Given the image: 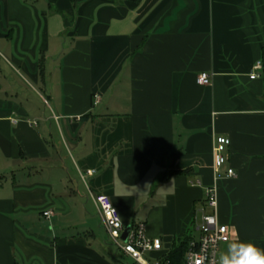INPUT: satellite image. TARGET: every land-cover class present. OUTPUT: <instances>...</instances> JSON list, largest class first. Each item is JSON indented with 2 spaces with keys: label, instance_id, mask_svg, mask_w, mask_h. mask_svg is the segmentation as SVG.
I'll list each match as a JSON object with an SVG mask.
<instances>
[{
  "label": "crops",
  "instance_id": "0c3cea01",
  "mask_svg": "<svg viewBox=\"0 0 264 264\" xmlns=\"http://www.w3.org/2000/svg\"><path fill=\"white\" fill-rule=\"evenodd\" d=\"M263 48L264 0H0V264H131L99 193L152 261L199 237L208 187L228 242L264 247Z\"/></svg>",
  "mask_w": 264,
  "mask_h": 264
},
{
  "label": "built area",
  "instance_id": "2783aa9c",
  "mask_svg": "<svg viewBox=\"0 0 264 264\" xmlns=\"http://www.w3.org/2000/svg\"><path fill=\"white\" fill-rule=\"evenodd\" d=\"M262 69L261 62H257L250 74L251 78L259 77L258 73ZM209 72H201L197 81L207 85L211 82ZM230 145V138L217 136L213 149L214 171L217 176L225 165L227 157L226 150ZM228 176H234V170H226ZM88 174H94V170H88ZM100 216L101 222L110 240L128 256L131 264H172L169 261H152L147 257L148 252L159 251L162 248L160 238H150L145 231L144 223H137L130 227L127 239H122L125 230L118 209L114 206L111 198L104 194L91 195ZM218 199L215 187H208L205 192L204 206L199 210L200 217L196 219V230L199 237L189 242L184 261L182 264H217L219 249L222 243L228 242L232 238V231L227 224L221 223L217 215ZM52 210L43 212L44 216L49 217Z\"/></svg>",
  "mask_w": 264,
  "mask_h": 264
},
{
  "label": "clouds",
  "instance_id": "9594fccd",
  "mask_svg": "<svg viewBox=\"0 0 264 264\" xmlns=\"http://www.w3.org/2000/svg\"><path fill=\"white\" fill-rule=\"evenodd\" d=\"M217 264H264V247L248 240L228 242L217 257Z\"/></svg>",
  "mask_w": 264,
  "mask_h": 264
},
{
  "label": "trees",
  "instance_id": "16d2710c",
  "mask_svg": "<svg viewBox=\"0 0 264 264\" xmlns=\"http://www.w3.org/2000/svg\"><path fill=\"white\" fill-rule=\"evenodd\" d=\"M261 64H262V69H261V76L264 81V48H263V53H262V58H261ZM42 65H41V72L42 71ZM195 239L194 237L190 235H185L184 237L180 238L177 244H174L172 251L168 256H165L161 261H169L172 264H182L184 261V257L189 245V242L191 240Z\"/></svg>",
  "mask_w": 264,
  "mask_h": 264
},
{
  "label": "rangeland",
  "instance_id": "374dc122",
  "mask_svg": "<svg viewBox=\"0 0 264 264\" xmlns=\"http://www.w3.org/2000/svg\"><path fill=\"white\" fill-rule=\"evenodd\" d=\"M89 203V202H88ZM89 206H91V211H92V215H94V218L98 219V214L95 211V208L93 207L92 203H89ZM98 225V224H97ZM100 235H101V239L103 244L105 245L106 249H108V251H110L111 253L118 255V256H122V251L120 252L119 249L117 248V246L110 240V238L108 237V234L106 232V230L103 227H98ZM196 235H198V231L195 230Z\"/></svg>",
  "mask_w": 264,
  "mask_h": 264
},
{
  "label": "water",
  "instance_id": "95a60500",
  "mask_svg": "<svg viewBox=\"0 0 264 264\" xmlns=\"http://www.w3.org/2000/svg\"><path fill=\"white\" fill-rule=\"evenodd\" d=\"M129 230H130V226L127 227V228L124 230V232H123V234H122V239H123V240H126V239H127V235H128V233H129Z\"/></svg>",
  "mask_w": 264,
  "mask_h": 264
}]
</instances>
